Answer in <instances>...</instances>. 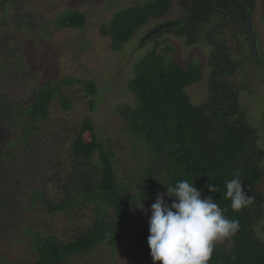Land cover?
I'll use <instances>...</instances> for the list:
<instances>
[{
    "label": "trees",
    "instance_id": "obj_1",
    "mask_svg": "<svg viewBox=\"0 0 264 264\" xmlns=\"http://www.w3.org/2000/svg\"><path fill=\"white\" fill-rule=\"evenodd\" d=\"M168 6L165 0L129 4L101 30L112 32L114 49L121 50L137 28L165 15ZM57 18L61 28L81 29L86 23L84 13L75 8ZM135 69L126 84L137 105L116 106L125 121L123 130L105 139L98 137L92 116L101 93L94 80H48L32 91L25 108L16 103L25 119L11 115L5 128L11 133L0 136V168L8 163L7 170L0 171V246H10L9 252L0 249V264H91L98 255L104 264H118L134 193L150 200L166 194V185L185 179L195 183L203 197L212 196L226 209V217L239 222L234 234L215 243L208 264L264 263L263 206L258 200L263 194L254 191L262 181L258 158L264 150L257 144V131L241 121L236 99L221 107L217 97L194 103L187 89L201 79L202 71L193 63L179 65L171 46L166 52L153 46ZM8 103L12 106L13 100ZM8 103H0L2 112L4 106L10 109ZM84 106L90 113L79 117ZM62 119L70 136L67 128L63 134L54 131ZM5 121L0 113L1 127ZM241 162L240 179L253 202L234 211L225 197L226 182L239 173ZM210 184L216 186L215 193L208 191ZM50 215L69 223L85 219L83 229L62 237L37 222ZM145 233L143 259L129 264H161L150 254L149 223ZM13 243L19 247L12 251ZM21 247H26L27 256L18 253Z\"/></svg>",
    "mask_w": 264,
    "mask_h": 264
},
{
    "label": "rangeland",
    "instance_id": "obj_2",
    "mask_svg": "<svg viewBox=\"0 0 264 264\" xmlns=\"http://www.w3.org/2000/svg\"><path fill=\"white\" fill-rule=\"evenodd\" d=\"M147 1L0 0V103L4 104L13 100L12 106L8 103L10 109L4 106L6 111L0 110L2 118H6L2 125L4 128L0 126V136L5 135L4 131L11 133L9 129H5L8 128L7 121H11V115L15 114L19 116V119H25V115L15 109L16 103L25 108L26 99L34 89H38L48 80L57 82L68 76L94 80L100 87V103L97 110L92 113L98 137L105 139L108 135H115L122 131L125 121L116 111V106L118 104L137 105L136 97L127 88L126 83L134 76L136 63L151 50L155 42L154 38H159L162 32L154 36L145 35L156 27L155 24L158 21L152 18L148 25H143L132 33L131 39L121 50H116L113 46L112 32L104 34L101 25H109L118 9L134 3L144 4ZM69 8L78 9L86 16V23L81 29L58 27L57 17ZM180 14L179 10L172 9L159 20H169ZM172 38L171 40L169 36H166L161 48L172 45L174 57L183 67L191 62L200 61L199 55L195 53L186 58L180 57L182 49L179 48V42H177L180 38H175V36ZM206 61L207 59L202 63ZM240 66L247 73L249 72L251 77H246L243 71L240 73L237 71L235 81L228 76L229 87L232 95L236 97L238 112L244 116L243 120H246L257 131V144L264 150V72L248 71L246 63ZM235 69L240 70L238 66H235ZM202 71L205 75L203 80L187 87L191 99L196 104L206 101L207 99L202 97L211 92L207 83L208 73L205 69ZM237 78L240 80L237 81ZM11 110L13 113H10ZM88 113H90L88 108L84 106L80 109L79 117H84ZM65 115L66 112L62 111L61 117ZM60 123L54 131L63 134V128H67V125L63 126L67 122L62 119ZM17 130L18 128L15 127L14 131ZM66 130L70 136V129ZM20 151L21 148L18 153ZM258 160L262 166V181L255 184L254 191L263 194L260 206L264 208V153ZM7 164L2 162L0 171H6ZM156 198L143 201L146 210L136 208L131 211L126 228L125 245L118 252V264L140 263L143 259L140 248L145 244L147 235L145 228L151 216V205ZM173 199L175 198L165 195V200L169 204ZM29 214L37 216L31 212ZM37 222L42 224L44 229H52L58 235L66 237L76 233L79 229L82 230L85 219H76L69 223L63 216L50 215L40 217ZM260 236L264 241V231L260 232ZM14 244H12V251L19 247ZM0 249L3 252H9L10 246H0ZM25 250L26 247H21L17 251L19 253ZM98 254H101L100 251ZM25 256H27V251H25ZM94 259L97 262L91 264H104L99 255Z\"/></svg>",
    "mask_w": 264,
    "mask_h": 264
},
{
    "label": "flooded vegetation",
    "instance_id": "obj_3",
    "mask_svg": "<svg viewBox=\"0 0 264 264\" xmlns=\"http://www.w3.org/2000/svg\"><path fill=\"white\" fill-rule=\"evenodd\" d=\"M165 1L169 3L168 11L161 17L166 16L172 9L179 10L181 14L165 21L159 20L160 17L154 18L158 21L156 27L145 35L154 36L162 32L161 38H154L153 42V46L161 52H166L169 46L174 50L172 45L161 48L166 36L171 40L172 36L179 37L180 41L177 42L182 49L180 57L198 54L200 63L191 62L188 65L193 63L201 71L205 69L208 73L207 83L211 92L202 98L208 101L217 97L219 107L230 105L236 97L231 93L228 76L235 81V72L243 71L246 77H251L240 64H248V71L264 72V0ZM206 59V63H202ZM176 62L182 66L179 61ZM234 65L240 70L235 69ZM204 76L202 71L201 79L197 83H200ZM239 80L237 78V81ZM226 95L232 99H228ZM243 119L241 121L247 123ZM260 214L263 218V207Z\"/></svg>",
    "mask_w": 264,
    "mask_h": 264
},
{
    "label": "clouds",
    "instance_id": "obj_4",
    "mask_svg": "<svg viewBox=\"0 0 264 264\" xmlns=\"http://www.w3.org/2000/svg\"><path fill=\"white\" fill-rule=\"evenodd\" d=\"M166 186V194H159L151 205L148 244L153 261L208 264L215 243L234 234L239 227L238 220L226 217V209L221 208L212 196L203 197L195 183L185 179L174 186ZM207 187L211 193L217 191L214 184ZM226 189L225 197L231 200L234 211L252 204L253 197L245 191L238 174L226 182ZM134 195L133 210H146L145 194L137 192ZM165 195L175 198L171 204L165 200Z\"/></svg>",
    "mask_w": 264,
    "mask_h": 264
},
{
    "label": "water",
    "instance_id": "obj_5",
    "mask_svg": "<svg viewBox=\"0 0 264 264\" xmlns=\"http://www.w3.org/2000/svg\"><path fill=\"white\" fill-rule=\"evenodd\" d=\"M249 136L250 135H248L247 137H249ZM247 147H250V143L247 144ZM238 156H240V154ZM241 166H242V162H241L240 168H239V173H238L239 177H240V172H241Z\"/></svg>",
    "mask_w": 264,
    "mask_h": 264
}]
</instances>
